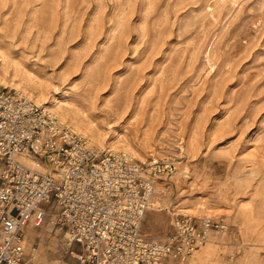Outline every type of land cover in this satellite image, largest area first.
<instances>
[{
  "label": "rangeland",
  "instance_id": "374dc122",
  "mask_svg": "<svg viewBox=\"0 0 264 264\" xmlns=\"http://www.w3.org/2000/svg\"><path fill=\"white\" fill-rule=\"evenodd\" d=\"M0 87L151 165L144 234L212 220L163 264H264V0H0ZM53 211L27 264H75Z\"/></svg>",
  "mask_w": 264,
  "mask_h": 264
},
{
  "label": "built area",
  "instance_id": "2783aa9c",
  "mask_svg": "<svg viewBox=\"0 0 264 264\" xmlns=\"http://www.w3.org/2000/svg\"><path fill=\"white\" fill-rule=\"evenodd\" d=\"M152 174V176H151ZM151 165L97 149L46 107L0 87V264H27L39 244L27 242L49 210L75 264H163L186 261L213 225L177 220L168 240L141 231L153 206ZM56 264H61L57 262Z\"/></svg>",
  "mask_w": 264,
  "mask_h": 264
},
{
  "label": "bare ground",
  "instance_id": "6f19581e",
  "mask_svg": "<svg viewBox=\"0 0 264 264\" xmlns=\"http://www.w3.org/2000/svg\"><path fill=\"white\" fill-rule=\"evenodd\" d=\"M52 101H54L55 103H57V102H60L61 100H59V98H55L54 97V99L52 100ZM67 103V102H66ZM60 104H61V102H60ZM73 105V104H72ZM76 106V105H75ZM74 107V106H73ZM78 108V107H77ZM73 109V108H72ZM75 109V108H74ZM80 109L78 108V111H79ZM76 112V114H74L75 115V117L77 116V118H82L83 117V113H81V112ZM75 113V112H74ZM81 113V114H80ZM84 116H85V114H84ZM86 117H87V115H86ZM83 120V119H82ZM94 125H95V123L93 124V123H87V125L84 127L85 129L87 128V130H89V131H91L92 132V135L93 136H98V135H100V133H99V131H98V129L96 128V127H94ZM117 133V132H116ZM99 137V136H98ZM118 137V136H117ZM125 139V138H124ZM128 142V141H127ZM126 142V143H127ZM124 143V142H123ZM126 143H124V145L126 144ZM121 144V143H120ZM115 147V146H114ZM113 147V148H114ZM131 146H128L127 148H129V149H131L130 148ZM122 148V147H121ZM127 148H125V149H127ZM128 150V149H127ZM132 151H133V148H132ZM135 152V151H134Z\"/></svg>",
  "mask_w": 264,
  "mask_h": 264
}]
</instances>
